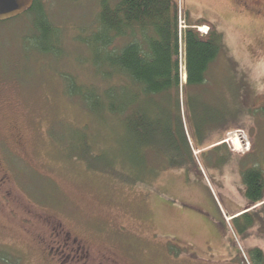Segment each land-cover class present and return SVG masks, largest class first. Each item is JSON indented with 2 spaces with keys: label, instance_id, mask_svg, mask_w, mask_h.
Listing matches in <instances>:
<instances>
[{
  "label": "rangeland",
  "instance_id": "1",
  "mask_svg": "<svg viewBox=\"0 0 264 264\" xmlns=\"http://www.w3.org/2000/svg\"><path fill=\"white\" fill-rule=\"evenodd\" d=\"M173 1L180 27L205 20L223 34L203 100L221 111L231 97L237 119L226 126L239 129L224 134L219 123L177 169L158 156L143 163L125 125L101 124L66 92L67 75L100 82L82 41L97 28V0H42L58 31L45 40L49 54L38 51L32 15L0 23V264H264V202L252 207L243 180L255 167L264 176V6ZM84 136H99L117 167H153L154 178L131 185L87 169L72 157Z\"/></svg>",
  "mask_w": 264,
  "mask_h": 264
},
{
  "label": "trees",
  "instance_id": "2",
  "mask_svg": "<svg viewBox=\"0 0 264 264\" xmlns=\"http://www.w3.org/2000/svg\"><path fill=\"white\" fill-rule=\"evenodd\" d=\"M97 1V28L82 41L92 53L93 74L100 82L80 85L73 76H65L70 98L78 99L101 124L108 125L105 119L109 118L114 125H125L142 153L143 163L158 156L172 169L182 168L194 159L204 134L213 135L219 123L224 126V134L239 130L226 126L237 119L231 97L223 99L221 111L218 104L209 106L203 100L211 68L225 51L224 36L215 24L201 20L181 29V11L173 0ZM25 14L35 19L33 33L40 35L38 51L49 54V49L43 48L45 40L58 31L42 0H34ZM199 26H208V34H200ZM121 40L124 44L119 47L116 43ZM181 60L185 83L181 80ZM210 108L216 117L206 119ZM242 108L249 114L250 110ZM219 143L217 148L227 147ZM78 145L72 146V157L85 162L87 169L110 174L131 185L145 184L149 175L154 178L153 167L149 170L144 166L146 172L134 165L127 170L117 167L118 163L108 158L99 136H84ZM135 174L138 176L133 179ZM243 180L252 207L263 203L261 169L245 170ZM253 223L251 220L243 228H251ZM254 254L262 263V252L255 250Z\"/></svg>",
  "mask_w": 264,
  "mask_h": 264
},
{
  "label": "water",
  "instance_id": "3",
  "mask_svg": "<svg viewBox=\"0 0 264 264\" xmlns=\"http://www.w3.org/2000/svg\"><path fill=\"white\" fill-rule=\"evenodd\" d=\"M33 4L34 0H0V23L24 15Z\"/></svg>",
  "mask_w": 264,
  "mask_h": 264
},
{
  "label": "flooded vegetation",
  "instance_id": "4",
  "mask_svg": "<svg viewBox=\"0 0 264 264\" xmlns=\"http://www.w3.org/2000/svg\"><path fill=\"white\" fill-rule=\"evenodd\" d=\"M254 2H256L258 5H262L264 6V0H253ZM244 5V4H243ZM246 7H249L247 5H245ZM57 254H60V252H58ZM63 255V254H62ZM69 256L65 257L64 259H67ZM72 259L70 260H62L61 261V264H74L76 262V260H73L71 261Z\"/></svg>",
  "mask_w": 264,
  "mask_h": 264
},
{
  "label": "bare ground",
  "instance_id": "5",
  "mask_svg": "<svg viewBox=\"0 0 264 264\" xmlns=\"http://www.w3.org/2000/svg\"><path fill=\"white\" fill-rule=\"evenodd\" d=\"M232 139H233L232 141H234V145L236 146V148L239 149L240 146H239V142H238L237 138H235V136H234V137H232Z\"/></svg>",
  "mask_w": 264,
  "mask_h": 264
},
{
  "label": "built area",
  "instance_id": "6",
  "mask_svg": "<svg viewBox=\"0 0 264 264\" xmlns=\"http://www.w3.org/2000/svg\"><path fill=\"white\" fill-rule=\"evenodd\" d=\"M181 69L182 70H185V67H184V64H183V61L181 60Z\"/></svg>",
  "mask_w": 264,
  "mask_h": 264
}]
</instances>
